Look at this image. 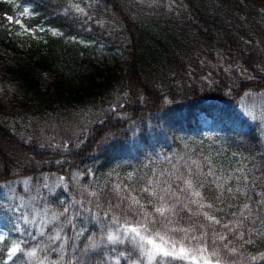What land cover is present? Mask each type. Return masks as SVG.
<instances>
[{
    "label": "trees",
    "instance_id": "16d2710c",
    "mask_svg": "<svg viewBox=\"0 0 264 264\" xmlns=\"http://www.w3.org/2000/svg\"><path fill=\"white\" fill-rule=\"evenodd\" d=\"M0 10V222L8 206L17 212L34 262L116 264L124 246L101 240L104 213L119 215L130 194L146 202L149 180L171 182L168 173L196 161L225 184L203 189L206 203L224 191L214 213L222 223L239 216L244 197L220 178L242 169L261 183L238 229L255 243L243 256L217 245L224 264H264L246 259L264 252V0H0ZM115 49L127 54L124 67L108 61ZM57 233L63 248L50 239ZM10 244L0 240V264L18 263L6 262Z\"/></svg>",
    "mask_w": 264,
    "mask_h": 264
},
{
    "label": "snow or ice",
    "instance_id": "6c2138e0",
    "mask_svg": "<svg viewBox=\"0 0 264 264\" xmlns=\"http://www.w3.org/2000/svg\"><path fill=\"white\" fill-rule=\"evenodd\" d=\"M74 7L78 12H84V9L80 8L79 5H74ZM28 12L27 8L23 10L24 15H27ZM7 19L11 21L13 18L9 16ZM251 78L249 77V79ZM192 165L195 167H188L184 173H180L179 169L176 170L178 173L176 175L168 173L171 182L168 179L161 180L164 173L158 174L155 180H149L147 186L140 189L141 193H147L149 197L146 202L141 196L130 194L124 198L128 201L125 209H120L119 205L115 206V209L120 211L119 215L115 211L104 213V218L110 220V224L106 226L105 234L101 240L107 245L124 246L116 258V264H121L119 257H125L129 260V264H143L145 259L147 264H224L220 257L221 249L217 245V241L227 253L233 256L237 254L243 256L240 249L245 244L255 243L250 237L245 239L244 231H238L253 211L252 205L248 202L251 199L248 192L261 187V183L255 179V175L237 169L238 172H242V175L220 178L224 182L234 179L236 185H230L225 190L229 194L234 193L244 197V202L240 205L239 216L233 212L231 215L237 218L222 223V219L217 218L214 213L222 211L215 206V201L223 200L224 191L215 195L214 202L206 203L207 196L203 189L211 187L212 184H215L216 189H224L225 184L217 182L215 174L210 168L205 173L196 161H192ZM209 176L214 177V179L206 182V178ZM260 180L264 181V172L261 173ZM176 181L179 183H176L174 188L173 183ZM116 187L119 189V185ZM92 195H96V193H92ZM257 195L261 197L257 201L258 205L261 206L258 210H264V191L258 192ZM149 206H151V211H149ZM193 206H195V210ZM112 207L109 205L110 210ZM67 211L68 209H65V212ZM181 212L188 214L187 219L190 223L187 227L181 223L185 219L184 216L180 215ZM129 213H131V217ZM200 217L203 220L199 219ZM193 218L196 219L193 220ZM56 219L58 217L54 216L53 220ZM69 223H71L70 219ZM216 225H220L227 231H217ZM229 233L233 234L236 240L242 241L240 248L230 246L232 240L228 239ZM209 236L212 238L213 245L211 251H209L207 242ZM3 239L4 237L0 235V240ZM50 239L63 241L59 246L63 248L68 238L66 236L61 237L57 233ZM192 241L196 243L193 244ZM95 247V244L86 246L83 250L84 254H87L90 248L95 250ZM111 250L115 252L116 248L113 247ZM20 251L22 249L19 244L12 246L7 253L8 259L11 260ZM28 255L35 256L36 253L33 251ZM246 259L250 262L264 261V252L259 255L250 254Z\"/></svg>",
    "mask_w": 264,
    "mask_h": 264
},
{
    "label": "rangeland",
    "instance_id": "374dc122",
    "mask_svg": "<svg viewBox=\"0 0 264 264\" xmlns=\"http://www.w3.org/2000/svg\"><path fill=\"white\" fill-rule=\"evenodd\" d=\"M127 58H128V56L126 53H124L121 50L115 49L113 51V54L110 55L107 59L111 63H118L120 66L124 67L126 65ZM201 118H202L203 123L205 125H207L208 119L206 118V115L204 113L201 114ZM10 209L11 208L8 206L7 207L8 213L5 214L4 220H2L0 222V235H2L4 237V239L7 237H10L11 245H10L9 249L16 244H19L21 249H22L21 239H22V231H23L22 225L23 224H22V222H20L18 224L17 212L16 211L12 212ZM20 213H21V211H20ZM10 217H13V219H11ZM9 221L11 222L10 227H12L14 229L12 233L5 226V224L9 223ZM32 221H33L32 218H26V217L24 218V222H26V223L32 222ZM45 221H48V218H45L44 222ZM44 222H42V223H44ZM42 223L39 224V230L44 229L45 224H42ZM19 234H20V236H19ZM33 251H35V253H36L35 256L28 255V253L33 252ZM7 253H8V251H7ZM17 255L19 256L18 257L19 261L17 264H41V262H34L33 261V259H35L39 256V251L36 250L35 248H30V249L25 250V251L22 250V251L18 252L16 255H14L11 260H13L14 257H16ZM11 260L8 259V261H11ZM54 264H58V260L54 261ZM63 264H66V263L64 262Z\"/></svg>",
    "mask_w": 264,
    "mask_h": 264
}]
</instances>
